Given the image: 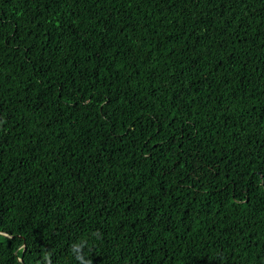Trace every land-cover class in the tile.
Listing matches in <instances>:
<instances>
[{
    "label": "trees",
    "instance_id": "1",
    "mask_svg": "<svg viewBox=\"0 0 264 264\" xmlns=\"http://www.w3.org/2000/svg\"><path fill=\"white\" fill-rule=\"evenodd\" d=\"M0 264H264V0H0Z\"/></svg>",
    "mask_w": 264,
    "mask_h": 264
}]
</instances>
